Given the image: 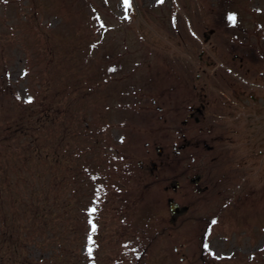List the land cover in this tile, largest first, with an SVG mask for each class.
<instances>
[{
  "label": "rangeland",
  "instance_id": "rangeland-1",
  "mask_svg": "<svg viewBox=\"0 0 264 264\" xmlns=\"http://www.w3.org/2000/svg\"><path fill=\"white\" fill-rule=\"evenodd\" d=\"M36 119L0 142V223L66 209L78 253L104 199L108 264H264V0H0V137Z\"/></svg>",
  "mask_w": 264,
  "mask_h": 264
},
{
  "label": "trees",
  "instance_id": "trees-1",
  "mask_svg": "<svg viewBox=\"0 0 264 264\" xmlns=\"http://www.w3.org/2000/svg\"><path fill=\"white\" fill-rule=\"evenodd\" d=\"M48 114L47 110L45 116ZM37 120V119H36ZM41 122L30 120L26 124L24 122L18 123V125L4 130V135L0 137V142L6 140L8 136H14L16 133H22L23 128L29 130L38 131L41 128ZM31 148V149H30ZM40 149L41 146L35 142L30 143L29 151L24 155V159L28 162L32 159H40ZM20 153V151H19ZM17 153V156L18 154ZM89 179L93 180L94 176L89 175ZM116 191V190H115ZM119 193V191H116ZM39 194V193H37ZM115 194L114 191L108 192L104 191L103 195ZM36 195V192L31 195V198ZM102 195V196H103ZM38 201H41L39 196H36ZM16 200V199H15ZM55 200V197H53ZM29 204L32 205V199L29 200ZM69 204L66 202V205ZM104 199L100 201L98 206L86 205L83 219H81V224H79V231L84 237V242L81 248L82 251L75 253L72 245H64L62 242H59L57 234V224H60L62 221V214H65L66 209L61 212H58L54 207L49 204H39L35 203L34 206L30 208L29 219L26 220V224H15V226L8 228L7 225H4V222L0 223V264H108L107 257H100L97 253H91L87 248H85L86 243L93 240L92 231L88 230V227H96L97 223H94V219L98 221V218L101 216L103 208L105 206ZM15 218L17 214H13ZM24 219V218H23ZM101 225H98V227ZM101 229V228H100ZM16 235L14 234V232ZM20 230L25 231V235H29L28 238L22 239L18 232ZM74 231V226L69 225L66 229L67 233ZM97 234L99 229L97 228ZM51 234H50V233ZM51 236H48V234ZM68 240H70V236ZM98 244L100 241L98 239ZM5 251V253H3ZM6 251H9V254H6ZM131 264H138L142 261L143 250L137 248L132 254ZM107 260V261H106ZM4 262V263H3ZM106 262V263H105ZM112 264H121V259L117 257L112 259Z\"/></svg>",
  "mask_w": 264,
  "mask_h": 264
},
{
  "label": "flooded vegetation",
  "instance_id": "flooded-vegetation-1",
  "mask_svg": "<svg viewBox=\"0 0 264 264\" xmlns=\"http://www.w3.org/2000/svg\"><path fill=\"white\" fill-rule=\"evenodd\" d=\"M262 99H263V97H262ZM206 109V104L204 103V102H201L200 103V106L199 107H196L194 110H191L189 113H188V116L190 117V118H193L196 122H198V121H200V119H201V117H203L204 116V110ZM207 130H209V129H207ZM201 143H202V146L203 147H207V148H210L211 147V145H209L208 143H207V141L206 140H204V139H202L201 141H200ZM197 141L195 142V145H197ZM174 151H175V154H178V150L177 149H174ZM170 155H168L167 157H169ZM163 162L164 161H162V160H160L159 161V164L161 165V164H163ZM151 164H152V169H150V172L152 173L153 171H154V169L155 168H157L158 167V165L156 164V163H154V162H151ZM201 178H202V176H201V174H197V175H195V176H192L191 178H190V182L191 183H193V184H196L195 185V190H198L199 189V187H198V183H199V181L201 180ZM178 185H179V183L178 182H176L175 184H172V188L173 189H176L177 187H178ZM205 187H206V185H205Z\"/></svg>",
  "mask_w": 264,
  "mask_h": 264
},
{
  "label": "water",
  "instance_id": "water-1",
  "mask_svg": "<svg viewBox=\"0 0 264 264\" xmlns=\"http://www.w3.org/2000/svg\"><path fill=\"white\" fill-rule=\"evenodd\" d=\"M170 211L172 213L179 211V207H178L177 203L173 202L172 200H170Z\"/></svg>",
  "mask_w": 264,
  "mask_h": 264
},
{
  "label": "snow or ice",
  "instance_id": "snow-or-ice-1",
  "mask_svg": "<svg viewBox=\"0 0 264 264\" xmlns=\"http://www.w3.org/2000/svg\"><path fill=\"white\" fill-rule=\"evenodd\" d=\"M129 3H130V0H125V4H126V5L129 4ZM229 19H230V20H234L235 17L230 16ZM29 102H30V101H29ZM94 230H95V227H93V231H94ZM89 252H91V249H89Z\"/></svg>",
  "mask_w": 264,
  "mask_h": 264
}]
</instances>
